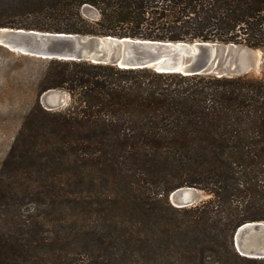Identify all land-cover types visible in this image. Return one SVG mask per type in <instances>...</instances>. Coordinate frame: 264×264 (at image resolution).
I'll return each instance as SVG.
<instances>
[{
    "label": "trees",
    "instance_id": "16d2710c",
    "mask_svg": "<svg viewBox=\"0 0 264 264\" xmlns=\"http://www.w3.org/2000/svg\"><path fill=\"white\" fill-rule=\"evenodd\" d=\"M0 28L261 49L264 0H0ZM50 90L69 102L37 98L0 168V264H264L233 246L264 222V76L51 60Z\"/></svg>",
    "mask_w": 264,
    "mask_h": 264
},
{
    "label": "water",
    "instance_id": "95a60500",
    "mask_svg": "<svg viewBox=\"0 0 264 264\" xmlns=\"http://www.w3.org/2000/svg\"><path fill=\"white\" fill-rule=\"evenodd\" d=\"M0 47L46 62L83 61L185 76L234 77L248 74L257 67L250 48L205 41H157L0 28ZM239 47L241 49L237 50ZM231 50L234 51L227 52ZM42 102L48 111L58 108L57 95L43 96ZM200 191L182 187L172 191L168 199L175 208H189L201 202ZM233 245L242 257L264 259V222L240 226L234 233Z\"/></svg>",
    "mask_w": 264,
    "mask_h": 264
},
{
    "label": "rangeland",
    "instance_id": "374dc122",
    "mask_svg": "<svg viewBox=\"0 0 264 264\" xmlns=\"http://www.w3.org/2000/svg\"><path fill=\"white\" fill-rule=\"evenodd\" d=\"M241 47L245 48V46ZM241 47L237 48V50L241 49ZM233 51L234 50L227 52ZM250 51L252 58H254L257 62V67L255 70L250 71L247 75L255 78L264 76V48L251 49ZM45 68L46 61L13 53L6 48L0 47V168L14 142L24 118L34 106L37 98L44 109L46 107V100L45 103L42 102L43 96L47 98V96L52 94L57 95L58 108H64L69 102L68 95L59 90L49 91L43 96L40 95L37 97L38 83ZM32 180L33 179L29 181ZM11 182L14 181L6 180V184ZM24 182H27V179H25ZM200 192L201 202L209 198L205 192ZM168 202L170 203L169 199ZM25 207L22 211L30 208ZM49 208V205L41 206V210H49ZM166 213L168 212L166 211ZM127 214H129V212H127ZM137 214H141V212L136 211V215ZM122 215L124 216V213ZM56 217L60 218L61 214L57 213ZM46 218H48V216H46ZM133 221L135 222L136 218H133ZM80 225L82 228V224L79 223L74 230L79 228ZM135 231L140 232L141 228H138ZM116 261L125 264L129 263L130 259L120 253L117 256Z\"/></svg>",
    "mask_w": 264,
    "mask_h": 264
}]
</instances>
